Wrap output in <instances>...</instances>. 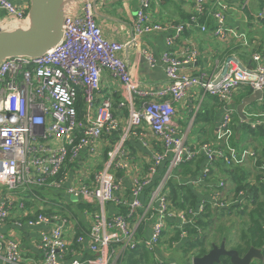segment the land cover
<instances>
[{
    "label": "built area",
    "instance_id": "2783aa9c",
    "mask_svg": "<svg viewBox=\"0 0 264 264\" xmlns=\"http://www.w3.org/2000/svg\"><path fill=\"white\" fill-rule=\"evenodd\" d=\"M191 1L195 9L193 16L188 21L173 24L151 21L152 0H140L133 23L132 44L138 46L139 38L144 35L169 34L165 42L167 49L159 59L143 51L151 68L158 61L164 68L167 85L159 89L141 88L133 82L120 57L126 46L103 36L90 0H82L76 14L65 8L62 38L45 54L38 58H10L0 63V184L9 191L60 189L65 180L64 166L74 163L84 151L93 154L103 137L119 132L120 121L114 114L116 106L126 112L121 139L108 151L106 164L95 173L93 185L67 189L74 199L92 200L98 207V212L91 217L86 238L79 236L76 240L83 246L82 252H76L70 260L63 258L70 242L65 236L69 226L65 216L38 213L26 222L30 227L45 228L39 237L38 249L42 255L39 264H113L124 251H133L140 244L154 256L169 228L168 220L176 221L175 230H181L178 238L183 240L187 234L183 227L190 223L189 217L201 215L204 199L215 209L228 208L218 193L208 194L210 196L201 199L196 208L178 210L171 207L164 186L172 171L183 162H191L196 157L204 160L202 173L186 181L191 187L201 185L200 191L214 185L205 180L211 171H219L218 165L223 169L241 167L248 160L253 176L256 174L253 170L257 156L252 150L240 155L228 149L226 143L225 151L221 140L233 131L237 115L233 106L235 93L241 90L264 93V51L253 53L251 67L231 59L226 74L220 78L188 74L185 69L196 65L199 59L197 45L191 42L176 54L169 50L186 29L196 26L220 42L243 40L236 29L226 26L227 4L235 5L238 0ZM209 6L215 7L213 12L209 11ZM0 11L5 14L0 23L2 31L28 27L29 2L15 4L12 0H0ZM207 13L215 18L212 28L204 19ZM257 18L264 20V9ZM104 74L109 75L111 83L120 85L123 97H115L119 90L114 94L101 91ZM194 89L203 90L222 105L223 114L216 134L218 141L213 144L188 145L183 132L175 127V105L182 103ZM243 113L244 120L238 117V121L246 123L251 131L262 130L264 134V108L248 107ZM136 129L139 131H134ZM146 132L160 141L161 148L152 153L148 166L132 175L129 200L121 201L117 194L123 185H118L116 173L129 168L122 146L130 133L137 135L146 146ZM165 164H168L166 172L153 186ZM261 170L264 171V166ZM217 186L226 191L231 185L222 180ZM147 192L148 201L144 199ZM107 203L124 206L126 213L116 211L106 217L104 206ZM10 208V203H2L0 221L7 218ZM23 208L21 203L20 209ZM139 215L141 217L132 222L133 217ZM142 221L146 223L144 237L138 232ZM3 247L2 264H21V245L17 240L5 239ZM85 251L92 257H83ZM192 258L186 264H192Z\"/></svg>",
    "mask_w": 264,
    "mask_h": 264
},
{
    "label": "crops",
    "instance_id": "0c3cea01",
    "mask_svg": "<svg viewBox=\"0 0 264 264\" xmlns=\"http://www.w3.org/2000/svg\"><path fill=\"white\" fill-rule=\"evenodd\" d=\"M12 1L15 2V4L28 2V0ZM81 1L82 0L68 1L66 9L72 13H78ZM90 1L93 5L96 22L102 30L103 36L107 40L126 46L120 53V57L125 61L133 82L137 86L147 89H159L165 87L167 85V80L162 64L158 61L157 64L151 68L143 51H148L159 59L161 54L167 49L165 42L169 34L162 32L144 35L139 38L138 46H134L131 42L134 39L133 23L140 0ZM249 1L251 0H238V3L235 5L229 3L227 4L226 9V26L231 27V29H236L237 34L243 35V37L245 35L247 36L250 31H254L255 34L264 31V21L257 18L258 23H255V21L251 20L253 18L252 12L251 14H246L244 11L237 9L239 4L246 7ZM207 8L209 11L213 12V8L215 7L209 6ZM261 8L263 9L264 7ZM194 13V4L191 0H152L149 12L151 21L173 24H180L188 21ZM4 19L5 14L0 11V23L3 22ZM212 26L213 25H209L210 28H212ZM250 35L251 33L249 36ZM242 41L243 40L237 41L231 39L228 42H220L209 32L202 33L198 27L192 26L186 29L185 33L180 38L175 39L174 45L169 50L175 54L181 53L189 43H195L199 50L198 62L193 67L185 69V71L191 75L205 74L208 78L214 79L217 76L219 78L221 77L224 66L226 65L225 63L232 55L226 54L228 50L225 49L241 46L243 45ZM254 46V52L264 51V36L260 38ZM250 56L246 57V60L244 61L249 63ZM222 65L223 67H221ZM117 90L119 91L116 93ZM101 91L105 93L112 91L113 94L114 92L116 93L115 97L120 98V95L123 97L122 89L120 91V85L118 83H111L109 75L107 74L103 75ZM239 92L242 96L240 101H236L235 97L239 95ZM250 94L244 90L236 92L233 99V106L237 109V106L240 105ZM259 104L264 106L263 101L259 102ZM136 105L138 107V103ZM196 105L203 107L204 110L206 109V111L214 116L212 123L205 124V126L209 128L206 135L211 140H214V136L216 137L220 116L223 114L221 103L218 105L217 101L200 89L192 90L182 103L175 105V127L180 132H183L185 142L191 146H195L199 143L205 135L199 133L197 127H186L189 123L188 116L190 117L189 114H191L193 107ZM114 114L118 116L120 121L119 132L112 137H103L96 144L93 154L88 150L84 151L74 163L71 165L70 163L65 165L62 170L65 180L60 189L41 190L39 192L35 189L9 191L4 185L0 184V206L2 203L11 204L7 218L4 221H0V264H2L5 239H15L21 245V264L40 263L42 255L38 249V243L40 233L45 230V228L30 227L26 222L29 219H32L36 214L43 213L42 210L50 211L51 214L60 212L61 215L69 220V226L65 233L67 239H71V236L76 234L77 231H82V233L87 234L90 228L91 217L98 212L97 203L92 200H76L68 194L67 189L69 187H78L80 185H93L95 173L101 170L103 165L106 164L105 162L107 160L108 151L111 150L115 143L121 139V135L125 128V110H120L116 106L114 108ZM238 120L239 119H236L233 126L235 127L234 130L239 132L240 142L241 135L243 134L241 133V127L236 123L239 122ZM134 131L138 132L139 130L136 129ZM251 138L248 136L247 141L242 143H244L245 146H249L252 141ZM144 141L147 143L146 146L143 145L141 139L137 135L130 133L122 146L125 152L124 161L129 164V168L127 170H121L122 173L120 178L122 177L123 187L117 194V198L121 201L127 198L129 200L128 193L132 175L136 173L137 170H143L144 167H146V163L150 162L152 153L161 148L160 141H158L152 133L146 132ZM233 143L236 144L237 140L234 139ZM240 146H242V144ZM251 149L249 146L246 151H250ZM247 164H251V162L248 161ZM81 167H86V171L81 173ZM164 169L165 165L161 167L159 175ZM212 173H216V170H213ZM219 176H221L220 173ZM226 180L227 177H224L223 181ZM203 191L198 192L197 195L199 199L208 198V194L205 192L206 190ZM148 194L149 192L144 195V199L147 201L149 200L147 196ZM21 203H23V209H20ZM79 203L88 204L91 207L90 209L80 210L78 207V205H80ZM115 211L116 206L114 203H107L104 206L106 217H111ZM167 223L169 227L167 231H174L176 221L170 219ZM166 253L169 252H166L165 248H159L156 251V254H154L155 264H158L159 262L167 263L166 260L163 259L166 257ZM180 255V253H175L173 257L181 260L185 258V256ZM183 262L185 263L186 260H183Z\"/></svg>",
    "mask_w": 264,
    "mask_h": 264
},
{
    "label": "trees",
    "instance_id": "16d2710c",
    "mask_svg": "<svg viewBox=\"0 0 264 264\" xmlns=\"http://www.w3.org/2000/svg\"><path fill=\"white\" fill-rule=\"evenodd\" d=\"M258 1L262 2L261 7H264V0ZM225 50H228L226 54L230 55L234 48H227ZM246 91L248 94L252 92L251 90ZM217 104L219 105V102H217ZM213 118V114H210L206 109H201V112L198 113L196 117V121L199 124L205 125L212 123ZM236 119L234 118L235 121ZM238 126L241 127V133L243 135L252 136V138L250 137L251 140L256 139L258 136H262L264 139L262 130L251 131L246 123L238 122ZM202 133L206 134L205 131ZM253 143L254 142L250 143L249 146L255 153V157L257 156L254 161V169L257 172L254 176L252 171L243 167H232L222 170L218 165L220 170H222V175L227 177L226 181H228L231 186L226 191H222L212 178L210 180H205L207 182H213L214 185L205 186L203 190H206L205 192H207V194H221L224 203L226 204L227 202L229 207L226 209H215L210 201L204 199L205 207L201 215L189 217L190 223L183 227L187 235L186 241L184 240L185 242H182L183 244L180 248L182 250V255L186 258L204 256L211 250L213 244L218 245L223 240L226 241V247L229 250L237 251L240 257L244 256L250 248L262 250L264 257V171L261 170L264 166V140L262 144L258 146L253 145ZM203 163L204 160L202 157H196L191 162L181 163L172 171L170 178L166 181L164 186V194L170 200L171 207L178 210H186L198 206L201 199H199L197 194L198 192H202L198 191L201 185L197 186L199 188L191 187L186 184V181L197 178L202 173ZM148 165L149 163H146V166ZM165 172L166 169L160 173L153 186L159 183ZM121 173L122 172L118 171L116 177L120 178ZM213 174L214 173L211 171L209 176ZM178 180L181 181L179 182ZM79 204L78 207L80 210L90 209L91 207L88 204ZM116 207L119 208V210L116 208V211H120L122 214L126 213V208L124 206ZM42 212L51 214L50 211L42 210ZM59 214L61 213L59 212ZM149 215L150 212L147 216ZM140 217V215L134 216L132 222L137 221ZM144 229H146V223L142 221L138 226V232L139 235L143 237ZM172 232L175 233V236L174 239L171 240H178L181 230H174ZM207 235L212 237V241L209 243L210 250H208L206 246ZM79 236L84 239L86 238V234L82 233V231H77L73 238L70 239L69 245L64 253V260H70L76 255V252H82L83 246L76 243ZM83 257L91 258L92 256L85 251ZM263 263L264 262L261 261H254L252 264ZM121 264H155V260L154 256L140 244L135 250L127 251ZM219 264L232 263L228 257H222Z\"/></svg>",
    "mask_w": 264,
    "mask_h": 264
},
{
    "label": "water",
    "instance_id": "95a60500",
    "mask_svg": "<svg viewBox=\"0 0 264 264\" xmlns=\"http://www.w3.org/2000/svg\"><path fill=\"white\" fill-rule=\"evenodd\" d=\"M28 27L13 31H2L0 28V63L10 58H38L53 48L62 37V27L66 15L68 0H28ZM227 60L222 76L227 72ZM262 91H253L240 105L237 114L244 120V109L263 101ZM222 257H228L232 264H252L254 261L264 262L262 250L250 248L240 257L235 250L226 247L223 240L220 245H212L211 250L201 257H193L192 264H219Z\"/></svg>",
    "mask_w": 264,
    "mask_h": 264
},
{
    "label": "rangeland",
    "instance_id": "374dc122",
    "mask_svg": "<svg viewBox=\"0 0 264 264\" xmlns=\"http://www.w3.org/2000/svg\"><path fill=\"white\" fill-rule=\"evenodd\" d=\"M261 3L262 2H259L258 0H251V1H249V3L247 4L246 7L244 5H242V4H239L237 9H240V10L244 11V13H246V14H251V12H252L253 18L251 17L252 18L251 20L255 21V23H258L257 15L261 12V10L264 9V8L263 9L261 8V5H262ZM243 8H244V10H243ZM260 8H261V10H260ZM255 14H256V16H255ZM204 19H205V21H206L208 26L209 25H214V23H215V18L212 17L208 13L205 15ZM250 33H251V35L249 36ZM253 36H254V38H253ZM263 36H264V31L263 32L260 31L258 34H255L254 31H250L247 34V36L245 35L243 37V41H242L243 45L235 46L234 50L231 53L232 55L230 56V58L231 59H238L240 62H242L243 65H245V66L248 65V67H251V57H252V55L254 53V49H255L254 45ZM249 56H250V61H249V63H247L244 60H246V57H249ZM226 63H227V61H226ZM221 67H223V65ZM238 94L239 95L235 97L236 101H238V100L240 101L241 96H242L240 94V92ZM263 108H264V106L260 105L259 103H255V104H253V106H251V109H256V110H258V109L260 110V109H263ZM201 109H203V107H201L199 105L194 106L193 109H192L191 114H189L190 117L188 116V120H189V123L191 122L190 128L197 127L198 128L197 131H199V133L202 134V132L205 131L206 134H207L209 128L207 126H205L204 124L197 123V121H196V117H197L198 113L201 112ZM238 117L239 116L237 114L235 116V118L238 119ZM189 123L186 125V127H189ZM236 123H238V122H236ZM217 129H218V127H217ZM234 129H235V127H233V131L230 133V135L228 137H224L221 140L222 141L221 146L226 151L227 149L225 148V144L227 143L228 149L234 150L236 153H239L240 155H243V151H246L249 146L248 145L245 146V144L242 143V142H246L247 139H248V136L246 134L241 135V139H240V142H239V132L234 130ZM206 134L204 135L203 139L199 142V144H203V143L213 144V143H215V141H218L217 137L214 136V140H211L210 138L207 137ZM234 139L237 140L236 144L233 143ZM253 140H255V141H253ZM253 140L250 143L254 142L253 145L258 146V145H261L260 143H262L264 139H263L262 136H258L256 139H253ZM241 144H242V146H240ZM247 162H248V160H246V162H244L243 165H241V167L251 171V164H247ZM234 167H236V166H234ZM167 168H168V164H165V169L167 170ZM222 170H224V169H222ZM222 170H220V175L221 176H219V171H216V173H214L213 175L208 177V180H210L212 178V180H214V182H216L217 185H218L220 182H222V180L224 178V175H222V173H221ZM85 171H86V167H83L80 172L83 173ZM253 172H255V170H253ZM122 182H123L122 177L118 178V185L122 186L123 185ZM210 183L214 184L213 182H210ZM198 191H200V190H198ZM208 196H210V195H208ZM174 236H175V233L167 231L166 234L163 236L161 242L157 246L160 249L165 248L166 252H169V253H166V257L163 258L164 260H166L167 263L162 262V264H186V262H188V260H189L188 257L187 258L185 257L182 260L181 259H176L175 257H173L175 255V253H180L182 255V250H181L180 247L183 244L182 242L186 241L185 240L186 238L183 239V240H180L178 238V240L175 239L173 241L171 239H174ZM206 239H207V243H206L207 249L210 250L209 243L212 241V237L207 235ZM170 240H171V242H170ZM176 242H177V244H176ZM218 245H220V243ZM126 254H127V251H124L121 255H119V257L116 259V261L113 264H121V262H123L124 257L126 256ZM183 260H186V262L184 263ZM150 261H151V259H150Z\"/></svg>",
    "mask_w": 264,
    "mask_h": 264
},
{
    "label": "bare ground",
    "instance_id": "6f19581e",
    "mask_svg": "<svg viewBox=\"0 0 264 264\" xmlns=\"http://www.w3.org/2000/svg\"><path fill=\"white\" fill-rule=\"evenodd\" d=\"M62 38V37H61Z\"/></svg>",
    "mask_w": 264,
    "mask_h": 264
}]
</instances>
